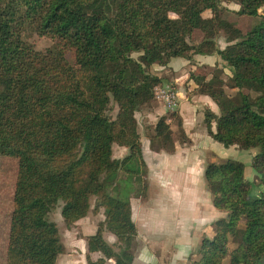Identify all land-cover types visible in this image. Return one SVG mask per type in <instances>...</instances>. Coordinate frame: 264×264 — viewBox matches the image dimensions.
Wrapping results in <instances>:
<instances>
[{
	"label": "trees",
	"instance_id": "16d2710c",
	"mask_svg": "<svg viewBox=\"0 0 264 264\" xmlns=\"http://www.w3.org/2000/svg\"><path fill=\"white\" fill-rule=\"evenodd\" d=\"M222 1H235V13L260 20L243 31L224 18L230 9ZM262 6L264 0H0V155L17 159L5 264H55L64 247L49 213L59 205L70 226L87 213L92 195L104 219L86 237L88 252L101 253L87 254V264H125L102 232H111L125 252L136 235L128 197L145 186L124 180L145 172L134 112L162 80L149 71L152 64L194 54L218 55L229 71L190 74L220 109H205L207 132L225 146L251 149L252 156L249 164L241 154L242 160L205 165L212 204L225 216L202 238L192 264H264ZM23 32L54 43L37 50ZM197 32L201 37L190 42ZM180 137L187 141L182 129ZM114 143L128 154L113 158ZM150 145L171 150L165 116L157 119ZM251 171L262 185L257 194L246 176Z\"/></svg>",
	"mask_w": 264,
	"mask_h": 264
},
{
	"label": "crops",
	"instance_id": "0c3cea01",
	"mask_svg": "<svg viewBox=\"0 0 264 264\" xmlns=\"http://www.w3.org/2000/svg\"><path fill=\"white\" fill-rule=\"evenodd\" d=\"M218 57L194 54L191 59L176 57L165 65H153L159 76H168L175 83L187 86L188 93L179 100L177 110L187 141L174 139L171 150H155L150 147L147 138L141 144L145 172L140 181L136 177L124 178L129 183L136 185L139 182L145 186L144 190L130 193L128 197L131 219L136 228L129 252L118 247L111 232H103V239L125 264H192L202 238L211 237L215 220L225 216L212 204L203 170L208 162L233 158L237 147L225 146L212 139L203 122V110L209 109L218 114L219 108L207 95L190 91L194 82L190 73L196 72L200 66H217L229 73ZM150 114L153 119L163 115L160 108L153 109ZM211 129H215L214 121L211 122ZM112 150L113 153L121 150L116 157L127 153L125 147L114 149L112 145ZM102 219L103 213H89L66 229L69 236L74 235L68 242L72 251L66 254L67 257L64 253L59 254L56 264H87L83 238L95 233L97 223ZM63 243L67 248V242ZM89 255L96 258L100 253L90 252ZM105 264H113V259H108Z\"/></svg>",
	"mask_w": 264,
	"mask_h": 264
},
{
	"label": "rangeland",
	"instance_id": "374dc122",
	"mask_svg": "<svg viewBox=\"0 0 264 264\" xmlns=\"http://www.w3.org/2000/svg\"><path fill=\"white\" fill-rule=\"evenodd\" d=\"M221 5L230 9V10H224V12H223L224 18L230 20L232 23H234L238 28H240L243 31L248 29V27L252 26L253 24L257 23L260 20V18L258 16H248V15H241V14L235 13V10H237L236 8L238 7V5L235 1H229V2L222 1ZM259 12H261V13L264 12V6L259 8ZM22 36L26 41L31 43L33 45V47L37 50H42L44 48L51 47L54 43V41L51 38H49L48 36H40L34 32H23ZM195 36H196L195 39L190 38L189 41L190 42L192 40L197 41L201 37L199 32H197L195 34ZM225 44H226V40L224 38V35L222 33H220V35H218V37L216 38V45L219 48H222V47H224ZM64 54H65L68 62H70L71 64H74L73 51L66 49L64 51ZM133 56L136 57L137 53H133ZM153 65H159V64H152L151 67L149 68V71L151 73L156 74L157 71L155 69H153ZM221 69H222L221 67H217V66L214 68L213 67L207 68V67L200 66V69L196 70V72H191L190 74H193V73L194 74H203V73H207L208 70H211V71L215 70V72H216V71H220ZM156 75L159 76L158 74H156ZM162 76H159L162 78L161 82L157 83L153 87L152 98L150 100H148L147 102L141 104L139 106V108L134 112V116H135L136 123H137V130L139 133L140 144H142L143 142H146L145 138H147V140L149 141V144H150L151 137L154 135V125H155L157 119L160 117V116H158L157 119H153V117H151L150 112H153V109L157 110V108H160V110L163 114L161 116H165L168 124L170 125L171 140L173 141L174 139H178L179 141H181V137H180L181 120L179 119L177 110L179 107V100L182 97L186 96V94L188 93L187 92V86L185 84H184V86H181V85L175 83L174 79H172V78L169 79V77L165 76V75L163 77ZM163 78H165V80ZM192 83L193 84L191 86L190 91L195 93V94L196 93L201 94L198 92V87L195 84V81ZM156 86H163V87L167 86L173 90V93H175V98L172 100H174L176 102L173 109L168 107L167 105H165L166 103L163 100L161 101L159 98L155 97L154 88ZM225 91L227 93L234 92L233 90H231L229 88H226ZM203 95H205V94H203ZM111 106H112L111 115L114 117L116 112H117V107L114 106L113 103H111ZM204 118H205V109L203 110V122L205 123ZM214 123H215V121H214ZM215 126H216V123H215ZM181 142H184V141H181ZM113 146H114V149L119 148V147H123V146L117 145L116 143H114ZM150 147H151V145H150ZM126 150H127V153L124 156H126L128 154V149L126 148ZM249 150H251V149H248V150L235 149V151L237 153L233 154L234 155L233 158L235 157V158L241 159V160L244 158V160H246L247 164H249V160L251 157L250 156L251 154L248 152ZM118 154H121V150H118V153L117 152L113 153V150H112V157L113 158L121 159L124 157V156L116 157V156H118ZM241 154H244V155L246 154V155L243 158H241V156H240ZM246 170H250V168L246 167ZM251 170H253V169L251 168ZM16 174H17V159L15 157H12V156L0 155V264H5V262H6V248H7V241H8L9 225H10V215H11V211H12V207H13L12 195H13V189H14ZM118 174L121 177V175H124V172L120 171ZM143 174H140L138 177L140 178ZM250 174L247 173L246 176H248V180H251L254 183L253 192L257 194L260 191V189L262 188V185H259L260 183H258L257 176L254 173V171H251ZM119 179H120L119 177H117V179H114V183H116L117 180H119ZM263 189H264V186H263ZM97 201H98V199L96 198V196L92 195L89 198V208H88L87 213L83 217H85L89 213L90 214L98 213V212L103 213V207H98L96 205ZM95 216H97V214H95ZM83 217H81V218H83ZM81 218H79V219H81ZM49 219L51 221H54L57 228H58L60 240H61V243L63 244V247H64V250L61 253H64V255L66 256V254H69L70 251H72L71 246L69 245L68 242H70V240H72L74 237V235L69 236L68 233L66 232V229L71 228L77 220L74 221L70 226H67L64 223V221L60 215L59 205L55 206L51 210V212L49 213ZM103 219H104V213H103ZM97 225H98V223H97ZM103 232H102V236H103ZM76 235L79 236V233L76 232ZM89 235H92V234H89ZM87 236L88 235H86L83 238L85 244H86V237ZM63 241L67 242V244H68V245L66 244L67 248L64 246ZM232 246H234V245L231 244V247ZM86 249H87V245H86ZM89 253L90 252H88V250H87V253L85 254V259H86L87 254L89 255ZM100 255H101V253H100ZM86 262H87V259H86ZM55 264H56V262H55Z\"/></svg>",
	"mask_w": 264,
	"mask_h": 264
},
{
	"label": "built area",
	"instance_id": "2783aa9c",
	"mask_svg": "<svg viewBox=\"0 0 264 264\" xmlns=\"http://www.w3.org/2000/svg\"><path fill=\"white\" fill-rule=\"evenodd\" d=\"M154 94L156 98H159L161 101L163 100L168 107L172 108L175 106L176 102L172 99L175 98V93L173 90L167 86H156L154 88Z\"/></svg>",
	"mask_w": 264,
	"mask_h": 264
}]
</instances>
